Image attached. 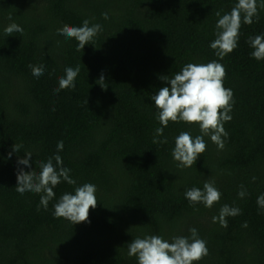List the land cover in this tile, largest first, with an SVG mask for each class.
Returning <instances> with one entry per match:
<instances>
[{
    "label": "trees",
    "instance_id": "16d2710c",
    "mask_svg": "<svg viewBox=\"0 0 264 264\" xmlns=\"http://www.w3.org/2000/svg\"><path fill=\"white\" fill-rule=\"evenodd\" d=\"M237 2L0 0V264H138L128 255L132 240L190 238L192 228L208 248L195 264H264V208L257 204L264 194V60L252 57L248 42L264 34V8L258 20L242 23L233 52L220 59L210 47L216 12L230 13ZM85 19L102 30L77 51L78 41L57 30ZM13 22L23 33L7 36ZM213 60L225 66L223 84L234 94L228 135L223 149L204 136L207 150L182 167L172 156L175 138L202 135L199 125L170 121L157 137L162 125L151 97L170 86L161 77ZM29 65H43L44 74L36 78ZM77 66L76 87L55 92L65 69ZM102 74L106 88L97 81ZM13 145L22 147L16 153ZM27 153L31 168L18 163ZM56 155L76 184L62 180L45 210L42 193L16 191L17 172L38 174ZM208 181L222 193L219 202L190 204L186 190ZM85 183L97 188L89 222L54 217L60 197ZM225 204L241 210L226 217L227 228L213 222Z\"/></svg>",
    "mask_w": 264,
    "mask_h": 264
},
{
    "label": "clouds",
    "instance_id": "9594fccd",
    "mask_svg": "<svg viewBox=\"0 0 264 264\" xmlns=\"http://www.w3.org/2000/svg\"><path fill=\"white\" fill-rule=\"evenodd\" d=\"M258 8H264V0H238L230 13L219 17L216 24V38L210 43V47L215 50V54L223 59L233 52L238 46L240 28L243 24H252L253 17L259 19ZM104 19H108V14H103ZM11 20L12 17L9 16ZM102 30L100 24H89L85 19L82 26L64 25L57 30L58 34L66 38H74L78 41L77 51H82L85 45L90 44L98 32ZM4 32L7 36H12L14 32L23 33V28L15 22L9 24ZM249 44L254 49L251 53L256 60H264V34L255 37H249ZM32 75L36 78L44 74L43 65H29ZM80 72V67L75 69L68 67L65 69L66 75L59 79V88L54 89L59 92L63 89L75 88V79ZM227 76L226 68L218 61L204 63H188L172 78L168 76L161 77L168 85L159 89L158 93L151 97L155 102V108L158 110V120L162 127L156 129V136H163L164 128L169 122H185L188 124H198L202 135L195 138L190 132H181L175 138V147L172 151L174 160L178 161L182 167H192L197 159L207 150V144L204 136L209 135L213 143L219 149L224 148V139L228 133L224 128V123L231 121L229 113L232 111L233 91L224 87L223 81ZM106 80L103 74L97 81L102 88L103 81ZM87 102V101H86ZM153 143H167V138L163 140L155 139ZM22 147L13 145V152ZM64 147L63 141L57 144L58 150ZM11 156V153H9ZM31 153H27L18 160L19 164L31 168L29 158ZM49 158L46 163L40 165V172L37 174L32 171L20 169L17 172L16 191L23 195L25 192L41 194L40 206L45 210L49 201L56 196L54 188L61 183L67 182L69 185H75L76 181L70 176V169L63 167V160L59 155ZM255 180V177H253ZM97 188L92 183H85L75 188L74 194H63L54 205V217L64 218L73 225L81 222H89L90 209L97 206L96 197ZM222 193L215 187L214 181L205 182L203 189L193 187L186 190L185 198L190 204L195 205L203 203L205 207L211 208L218 203ZM238 195L243 198L246 195L244 186ZM257 204L264 208V194L257 197ZM39 210V207L38 209ZM241 214L238 207H231L227 204L222 206L219 215L213 217V222L227 228L228 221L226 217L237 216ZM247 227L245 223L243 225ZM191 237H173L171 241L164 239L159 235H148L144 238H136L128 244V255L136 257L138 264H195L208 255L207 242L199 238L196 228L190 229Z\"/></svg>",
    "mask_w": 264,
    "mask_h": 264
}]
</instances>
